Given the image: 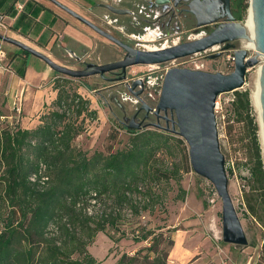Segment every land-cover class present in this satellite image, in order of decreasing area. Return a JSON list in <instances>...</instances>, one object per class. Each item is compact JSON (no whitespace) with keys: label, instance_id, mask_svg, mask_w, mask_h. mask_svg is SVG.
<instances>
[{"label":"rangeland","instance_id":"obj_1","mask_svg":"<svg viewBox=\"0 0 264 264\" xmlns=\"http://www.w3.org/2000/svg\"><path fill=\"white\" fill-rule=\"evenodd\" d=\"M40 2L72 22L75 27L78 26V30L87 35V41H90V43L85 47V54L76 52L77 57H69L67 50L64 49L66 44L58 37L61 29L55 27L53 29H42V27L36 25L30 26L27 36H20L14 32L10 33L5 29H0V33L22 41L44 53L54 62L72 69H81L86 62L102 64L122 57L124 52L120 47L98 35L49 1L40 0ZM245 2L246 7L242 13V18L238 20L243 23H246L248 16V0H245ZM100 9L103 14L117 19L113 28L89 15L86 11H74L121 41L138 49H154L172 43L192 40L208 31V27L203 26L197 28L182 27L179 32H173L169 35H164L161 29H154L152 26L143 30L138 28L133 30L129 23L131 20L127 15L124 17L112 14L104 8ZM154 31L156 36L153 40H142V37ZM45 44L49 47L48 50L41 48V45L43 47ZM238 47H243L241 40L234 41L233 48ZM231 49L224 50L219 57L214 59H209L207 56L210 52L205 51L191 58L188 56L178 58L174 61V64H179L177 65L179 67H186L187 64H191L190 60L200 61L203 63V68L207 69L206 71L227 74L232 70L233 64L226 61L225 56ZM0 50L6 52L7 57L6 62L0 61V126H3L7 123L20 122V118L24 116L23 102L26 99L27 92L21 88V79L11 69L12 62L24 58V53L3 41H0ZM250 52L252 50L248 49V53ZM50 53L54 54L57 59L53 58ZM28 57L32 62L42 64L37 58L31 55ZM148 68H151L150 65L127 66L124 81L129 82L138 78ZM111 74L106 72L102 76L68 77L71 78L72 84L77 87V91L89 100V108L96 112L94 119L84 121V130L74 138V144L88 154L93 151L104 153L108 145H110L111 151L123 148L129 140V134L120 127L122 125L117 119H120L123 115L130 116L137 104L133 102V96L127 92L123 82L107 79L112 78ZM58 75L51 70L50 88H45L42 92V97L46 98L48 103L40 108L39 115L50 108V101L55 96V91L52 90L51 85ZM244 78L245 84L237 91H248L251 122L248 118L237 121L230 105L234 98L233 91L220 93L216 97V100L219 101V107L214 110V114L217 117L222 116L220 117L221 123L217 120V134L219 148L224 158L228 193L247 241L254 242V245L238 247L223 243L220 240L219 199L217 197L212 204L207 201V194L203 190V178L201 179L190 169L185 142L179 136L166 132L171 138L167 142V148H161L155 156L158 161L167 164L168 162L174 163L179 169L178 178L175 180L169 179L166 183L160 181L157 194L153 195L152 200L148 203V208L141 211L138 216L130 215L124 207L119 212L116 225L114 224L113 227H106L104 230L94 233L91 241L86 246V250L95 259L100 260L102 264H112L121 253H128L131 249L135 250L142 247V243L135 242L132 239L130 232L134 227L157 233L159 227L168 225L170 226L167 228L169 232L164 227L160 230L162 235L158 239L161 241L164 240L165 236H171V230H173V234H177V239L181 240L184 248L189 251V253L185 252L187 256L193 253L189 261L199 257L197 264H264V206L261 203L264 196L259 192L249 191L247 187V182L250 179V168L254 162L256 144L264 166L257 108L253 101V94L257 88V67L248 68ZM85 86L92 89L88 90ZM49 91H52L51 100L48 99L50 96ZM16 104L20 105L19 111L15 110ZM27 117L30 118L31 115ZM150 120L154 121V117L151 116ZM159 123L163 125L162 120ZM253 124H256L257 129L253 130ZM110 130L116 132L113 141L104 139L106 133ZM189 170L192 173H189ZM247 204L255 209V214L248 212ZM83 206V211L81 208H77V211L79 210L81 214L89 216L93 220H96L102 214L113 213L111 200L106 197H99L93 203L88 202ZM116 207L117 205L113 206V208ZM86 209H88V213L85 211ZM3 216L0 213V219ZM76 216L79 219L83 218L78 214ZM59 223L61 224V222ZM70 223H73L75 228L79 226L75 220ZM60 228L57 230L56 227L50 226L47 228L46 236L54 237L56 242H61L64 236L61 235L63 230ZM76 230L77 236L81 237L83 235L81 230ZM159 246H161V243ZM168 254L166 259L171 264L168 260ZM249 256L250 258H248Z\"/></svg>","mask_w":264,"mask_h":264},{"label":"trees","instance_id":"obj_2","mask_svg":"<svg viewBox=\"0 0 264 264\" xmlns=\"http://www.w3.org/2000/svg\"><path fill=\"white\" fill-rule=\"evenodd\" d=\"M229 2L233 17L240 20L245 0ZM42 9L41 4L25 0L12 28L26 35L25 31L31 26L30 18L35 19ZM19 51L26 57L29 55ZM26 64L25 58L16 59L11 69L22 78ZM51 88L55 96L50 108L38 116L34 127L22 128L19 122L0 126V213L4 215L0 219V264H102L86 250L94 233L116 225L124 207L131 215L138 216L157 194L159 182L175 180L179 175L174 163L158 161L155 156L158 150L167 148L171 139L162 130L130 129L122 125L120 127L129 134L123 148L111 151L108 145L104 153L93 151L90 154L79 149L74 138L84 130V121L94 119L96 112L89 108V100L77 91L71 78L59 74ZM233 92L230 105L237 121L248 118L251 122L248 91ZM252 127L257 129L256 124ZM115 137L116 132L110 130L104 139L113 141ZM42 167L47 180L40 186L28 177L37 174ZM249 176L248 190L264 196V166L257 144ZM138 185L143 189L138 190ZM91 192L95 195L91 196ZM133 195L141 197L135 200ZM90 197L109 198L113 213L93 220L77 211L75 203L86 204ZM261 203L264 206V197ZM114 205L117 207L113 208ZM247 210L255 214V209L248 204ZM77 214L83 218L79 219ZM74 220L79 225L77 228L70 223ZM50 226L57 230L62 228L61 242L46 236ZM76 229L81 230V237L77 236ZM130 233L132 239L143 246L121 253L112 264H168L171 236L160 241V230L154 233L140 227H134ZM247 245L253 246L254 242L247 241Z\"/></svg>","mask_w":264,"mask_h":264},{"label":"water","instance_id":"obj_3","mask_svg":"<svg viewBox=\"0 0 264 264\" xmlns=\"http://www.w3.org/2000/svg\"><path fill=\"white\" fill-rule=\"evenodd\" d=\"M49 1L124 52L122 57L115 61L102 64L86 62L81 69H72L54 62L31 46L0 33V41L38 58L53 72L66 77L102 76L106 72L118 70L119 75L115 80L122 81L125 79L127 66L162 63L201 52L214 44H222V50L232 48L233 66L227 74L184 67L167 69L154 107L140 102L138 109H141L144 115L139 121H134L133 114L125 126L130 129H158L182 138L187 147L191 170L212 184L219 199L220 240L238 247L246 246L247 237L228 193L224 158L218 142L214 101L220 93L241 88L246 70L257 66V119L264 159V0H248L253 47L250 55L245 48H233V41L246 39L248 36L244 23L233 17L229 0H153L155 4L171 2L175 5L184 2L187 5L185 10L194 18L195 27L213 25V28L203 36L154 49L132 47L56 0ZM99 5L112 14H130L129 9L117 8L110 4ZM219 55L220 52H216L207 57L214 59ZM137 85L138 88L135 90ZM124 86L131 96L139 99L142 91L139 78L132 79L129 83L124 82ZM149 114L153 115L155 120L143 122ZM126 120L127 117H123L121 122ZM159 120L163 121V125Z\"/></svg>","mask_w":264,"mask_h":264},{"label":"crops","instance_id":"obj_4","mask_svg":"<svg viewBox=\"0 0 264 264\" xmlns=\"http://www.w3.org/2000/svg\"><path fill=\"white\" fill-rule=\"evenodd\" d=\"M24 1L25 0H0V14L4 15V21L7 24L5 30L9 31L10 33L14 32L15 34L20 35V36H27L28 29L26 31L24 29V31L26 32V35H22L18 31L12 28V24L14 23L18 13H20V10L21 11L23 10ZM32 1L41 4L43 6V9L40 11V13L35 19L30 18L31 26L36 25L38 27H42V29H46V28L53 29V27L61 29L58 37L62 39L63 43L66 44L64 49L67 50V52L72 51L76 56H77L76 52L80 54L81 53L85 54L86 52L85 47L90 43V41H87L88 39L86 37L87 35L79 31L77 28L78 26L75 27V25L72 24V22H70L69 20H67L66 18H64L57 12H55L54 10H51L50 8L42 4L40 0H32ZM56 1L71 10L73 9V11L74 10L75 11L77 10L86 11L89 15H92L93 17L103 22L101 20V17L104 14L101 12L100 8H104V7L100 6L99 4H110L117 8H123V9L130 10V9H134L135 7L139 5L144 6V4L152 0H56ZM16 4H20V8H16L15 7ZM117 15L124 16V17H126L127 15L131 20L129 23L132 29L133 30H136L137 28L139 29L138 21L135 20L132 16H130V14H117ZM0 29H3V28L0 27ZM41 48L45 50L49 49V47L46 46V44L43 45V47L41 45ZM50 54L52 55L53 58L57 59V57L54 54L52 53ZM28 56L24 57L27 60V64L24 69L23 77L22 78L18 77L22 81L21 88H23V90L27 92L26 99L23 102L24 116L20 118V122H19V126L22 128H32L38 123V116L40 113V108L44 106V104L48 103L47 99L42 97V92L45 88H50V83H49V78H50V73H51L50 68L38 58L37 59L41 61L42 64L37 63V62H32L31 60H29ZM0 59H1L0 61L6 62L7 60L6 52L1 53ZM49 93H50V96L48 99L51 100L52 91H49ZM28 115H31V117L30 118L27 117ZM164 227L165 229H167L170 226L165 225ZM164 227L162 226L159 227V230L163 229ZM173 233L174 231L171 232V239H172L171 247L172 248L168 254V260L171 262V264H197V259L199 257H196L193 261L192 260L189 261L193 253L187 256L185 252L187 251L189 253V251L186 248H184V245H182L181 240L177 239V236H176L177 234H173ZM132 251H134V249L130 250V252ZM248 258H250V256Z\"/></svg>","mask_w":264,"mask_h":264},{"label":"built area","instance_id":"obj_5","mask_svg":"<svg viewBox=\"0 0 264 264\" xmlns=\"http://www.w3.org/2000/svg\"><path fill=\"white\" fill-rule=\"evenodd\" d=\"M15 7L16 8H20V4H16ZM150 12H151L150 10H146L145 6L139 5V6L135 7L133 11H130V14L135 13V14H141L144 17H148L150 15ZM101 20L103 21V23H105L108 26H111L112 28L115 25V23H114L115 18L114 17H110L107 14H104L101 17ZM6 26H7V24L4 21V15L0 14V27L5 29ZM146 28H148V27L144 26L143 29H146ZM203 35H204V33H202V35H199L198 37L203 36ZM172 44H176V43H172ZM172 44H170V45H172ZM166 46H169V45H166ZM161 47H165V46H161ZM238 48H244V47H238ZM246 50H247V53H248V49H246ZM249 50H252V49H249ZM205 51L210 52V54H213V53H216V52H220V55H221V53L224 50H222V44H214V45L206 48L205 50H203L201 52H205ZM1 53H2V51L0 50V55H1ZM199 53L200 52H196V53H193V54L187 55V56L191 58L192 56H195L196 54H199ZM248 54L250 55V54H252V52H250ZM67 55L69 57H77L72 51L71 52L70 51L67 52ZM261 55H263V54H261ZM177 59L178 58L172 59V60H168V61H165V62H162V63L149 64L151 68H148L147 70H145L138 77L140 79L141 83H142V91L139 94V99L133 97V102L136 103V104H140V102H144L148 106L153 108L155 103H156V101H157V98H158V95H159V92H160V89H161L164 73L166 72L167 69H169L171 67H179V66H177L179 64H174V61L177 60ZM225 59H226V61H229L230 64L232 63V61H233L232 49L229 51L228 54H226ZM190 62H191V64L190 65L187 64L186 67H184V68L207 70L206 68H203V63L200 62V61L196 62L194 60H190ZM180 66H184V65H180ZM244 80H245V78H244ZM244 84H245V82L243 81V85ZM137 88H138V85L134 89L136 90ZM19 107H20V105L16 104L15 105V110L19 111ZM218 107H219V101L215 99V101H214V110L217 109ZM216 117L217 116H215V118ZM220 117H222V116H220ZM220 117L216 118V124H217V120H218L219 123H221ZM189 173H192L191 170H189ZM28 179L30 181L36 180L40 186H43V184L47 180V176L43 173V167H42V168H40L38 170L37 174L36 173L35 174H31L28 177ZM203 180H204L203 190L207 194L206 199H207V201L210 204H212L215 201V199H217L215 190H214L212 184L208 180H206L204 178H203ZM137 189L138 190H142L143 188H142L141 185H138ZM90 195L94 196L95 193L91 192ZM140 197H141L140 195H138V196H134L133 195L132 196V198H134L135 200L140 199ZM95 200H96V198L90 197L87 200L86 204L88 202L93 203ZM86 204H83L81 201H78V202L75 203V207L76 208H81V210L83 211L84 210V206L82 207V205H86ZM126 210H128L129 214L131 215L129 209L126 208ZM85 211L88 213V209H86Z\"/></svg>","mask_w":264,"mask_h":264},{"label":"flooded vegetation","instance_id":"obj_6","mask_svg":"<svg viewBox=\"0 0 264 264\" xmlns=\"http://www.w3.org/2000/svg\"><path fill=\"white\" fill-rule=\"evenodd\" d=\"M146 10H150V15L148 17H144L141 14H135L132 13L130 16H132L135 20L139 23V29L144 28V26L150 27L152 26L154 29L162 30L164 35H169L173 32H179L181 28H197L194 26V18L192 14H190L188 11L185 10L187 8L186 3L184 2H178L177 4H172L171 2H167L164 4H155V2L152 0L150 2H147L144 4ZM134 9H130V11H133ZM117 22V19L115 18L114 23ZM207 28V32L204 33L207 34L212 28L213 25H206L203 26ZM120 40V39H119ZM123 42V41H122ZM234 46V41L232 42ZM112 78H107L114 80L118 75L119 71H111ZM120 82H126L124 80H119ZM129 83V82H128ZM124 86V84H123ZM125 87V86H124ZM120 107V105L118 104ZM139 104L136 105L130 116H122L120 119H117L121 125L127 124L129 122V118L135 114L134 121H139L142 116L144 115V112L141 109H138ZM151 114L148 115L147 119H145L143 122L151 121ZM123 117H127V120L125 122H121V119ZM155 120V119H154ZM160 121V120H159Z\"/></svg>","mask_w":264,"mask_h":264},{"label":"bare ground","instance_id":"obj_7","mask_svg":"<svg viewBox=\"0 0 264 264\" xmlns=\"http://www.w3.org/2000/svg\"><path fill=\"white\" fill-rule=\"evenodd\" d=\"M247 13H248V16H247V20H246V23H244V27L246 29V32H247V36L248 38L246 39H242V46L246 49H252V43H251V35H250V12L248 11L247 9ZM156 36V33L155 31L154 32H151L150 34H148L147 36H144L142 37V40H145V41H151L153 40V38ZM257 67V66H256ZM258 71V69H257ZM253 101H254V104L257 108V88H256V91L255 93L253 94Z\"/></svg>","mask_w":264,"mask_h":264}]
</instances>
